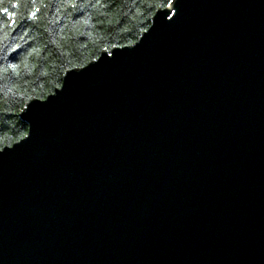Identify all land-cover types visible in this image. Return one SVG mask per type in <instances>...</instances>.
Wrapping results in <instances>:
<instances>
[{"label": "water", "instance_id": "obj_1", "mask_svg": "<svg viewBox=\"0 0 264 264\" xmlns=\"http://www.w3.org/2000/svg\"><path fill=\"white\" fill-rule=\"evenodd\" d=\"M21 117L0 264H264V0H172Z\"/></svg>", "mask_w": 264, "mask_h": 264}, {"label": "trees", "instance_id": "obj_2", "mask_svg": "<svg viewBox=\"0 0 264 264\" xmlns=\"http://www.w3.org/2000/svg\"><path fill=\"white\" fill-rule=\"evenodd\" d=\"M171 1L0 0V149L27 134V102L103 50L136 42Z\"/></svg>", "mask_w": 264, "mask_h": 264}]
</instances>
